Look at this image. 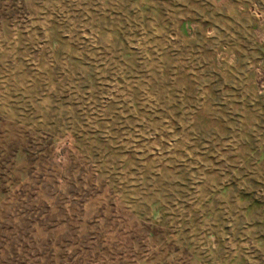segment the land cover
<instances>
[{
	"label": "rangeland",
	"instance_id": "rangeland-1",
	"mask_svg": "<svg viewBox=\"0 0 264 264\" xmlns=\"http://www.w3.org/2000/svg\"><path fill=\"white\" fill-rule=\"evenodd\" d=\"M0 264H264V0H0Z\"/></svg>",
	"mask_w": 264,
	"mask_h": 264
}]
</instances>
